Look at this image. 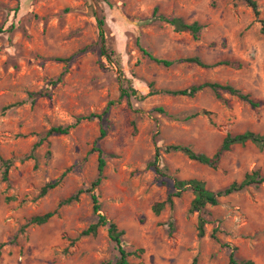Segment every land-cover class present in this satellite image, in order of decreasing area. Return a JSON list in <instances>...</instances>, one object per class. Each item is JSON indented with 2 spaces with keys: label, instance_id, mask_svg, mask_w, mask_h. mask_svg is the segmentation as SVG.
<instances>
[{
  "label": "rangeland",
  "instance_id": "rangeland-1",
  "mask_svg": "<svg viewBox=\"0 0 264 264\" xmlns=\"http://www.w3.org/2000/svg\"><path fill=\"white\" fill-rule=\"evenodd\" d=\"M256 1L264 18V0ZM159 15L197 21L198 38L175 31ZM99 17L106 45L115 52L111 61L100 54ZM142 48L175 62L157 64ZM191 56L205 64L227 60L241 66L182 61ZM120 80L142 94L205 81L228 83L257 106L224 92L217 98L209 87L193 96L157 93L140 100L131 95L109 106L101 120L46 135L51 126L67 125L77 116L101 114L110 100H118ZM101 128L105 134L98 138ZM247 130L264 132V36L242 0H0V156L13 160L7 181L0 164V264L117 259L106 225L80 235L96 221L90 192L59 204L96 177L94 145L105 159L94 190L99 213L124 231L129 262L191 264L195 257L196 264H228L227 242L236 246L238 264H264V181L208 205L210 222L202 237L198 213L188 211L190 191L173 197V205L158 214L152 210L174 190L175 177L201 179L212 190L253 170L264 177V148L251 142L232 145L215 169L180 151L163 150L182 144L211 155L227 133ZM38 140L34 158L20 161ZM157 146L159 171L150 166ZM58 178L39 196L45 183ZM52 210L46 223L23 226L30 216ZM213 229L217 239L210 235Z\"/></svg>",
  "mask_w": 264,
  "mask_h": 264
},
{
  "label": "trees",
  "instance_id": "trees-1",
  "mask_svg": "<svg viewBox=\"0 0 264 264\" xmlns=\"http://www.w3.org/2000/svg\"><path fill=\"white\" fill-rule=\"evenodd\" d=\"M253 12V15L255 17V20L260 24V33L264 36V18L260 16V9L259 5L256 0H242ZM156 8H154V11ZM158 18L160 20H164L166 23H169L173 26L175 31H188L193 38H198V34L201 29V24H199L197 21H193L191 23H187L180 19L179 17H165L163 15H159ZM97 25H98V36L99 41L101 43L100 47V54L104 56L107 60H112V54L115 53L114 50H110L106 45L105 40V33H104V18L99 17L97 18ZM144 54H146L152 61H154L157 64H161L163 66H170L172 65L175 60L173 59H167V58H161L156 57L150 54L145 49H141ZM67 60V59H63ZM182 61L187 62H193L196 63L199 66L202 67H211V66H217V65H229L235 68H239L241 66V63L236 61H227V60H221L217 61L213 64H205L201 61V59L197 56H191V57H184L182 58ZM119 73L121 71L119 70ZM61 79V75L56 78V80L53 81V83H56ZM123 79V78H122ZM126 81L127 79L124 78ZM204 87H209L215 94L217 98H221V92L228 93L231 95H234L238 97L239 99L245 100L249 102L252 106H257V103L254 102L249 94L242 92L239 88L234 87L231 84L228 83H219V82H210L205 81L196 85H191L189 87L180 88V89H152L146 93H139L136 88H134L130 83H124L123 80H120V86H119V95L118 100H110L103 110L101 114H95L90 113L87 115H80L75 118V120L67 125H55L51 126L47 131L46 135H52V134H67L71 128H74L76 125H78L83 120H89L91 118H97L99 120L102 119V116L108 111L109 106L114 105L119 101V99L126 97L129 98L131 95H134L138 99L142 100L146 97L157 94V93H165L170 95H180V96H193L196 94L197 91ZM32 95V93H30ZM159 110L162 111V108H159ZM206 110H203L202 112L205 113ZM105 134V130L101 128L99 130V136L98 138L103 137ZM246 142H251L257 145L259 148H264V132H254V131H244L240 133H227L224 138L222 139L220 145L216 148V150L211 154L207 155L204 152H197L191 149L187 145L182 144H169L163 147V150L165 152L170 151H180L183 154H185L189 159L195 160L199 163H202L204 165H207L210 168H217L219 165V162L222 158V155L224 152L228 151L232 145L234 144H245ZM41 143V140H38L33 143L31 150L28 154L22 156L19 158L20 161H25L26 159H33L34 149ZM159 150L160 148L157 146L155 148L154 158L150 163V166L154 168V170L159 171V166L157 164V161L159 159ZM91 151H97L98 157H97V175L94 178V180L90 183V186L85 189H78L77 192L73 195H70L66 197L65 199L61 200L59 204H67L70 203L73 200H76L79 193L82 192H90L91 200H92V211L96 215V221L93 223H90L86 228H84L80 235H89V234H95L97 231V228L99 226H107V235L111 239V241L114 242L116 250L118 252L117 259L112 262L109 260L102 261L99 264H134L128 261V256L130 255V252H128L122 245V235L124 234V231L122 229H118L117 225L107 220V218L99 213L100 210V203L98 201L97 195L95 194L94 190L95 188L100 184L102 178H103V169L105 165V159L103 157L102 150L98 148L97 146H93L91 148ZM13 160L12 158L4 159L0 156V164L2 166V179L4 181H7V174L8 169L11 166ZM61 178V177H60ZM49 181L45 183L39 190V196H43L49 189L54 188L58 182L59 179ZM264 181V177L260 174L259 170H253L251 172H246L242 179L239 181H233L229 185H227L224 188L212 190L206 187L205 182L198 178H188V179H179V178H173V186L174 190L168 194L165 200L159 201L153 204L152 210L155 214H158L159 211L168 204L170 207L173 205L172 198L173 197H179L182 192L184 191H190L193 195L190 203H189V212H197V235L199 237L204 236L205 234V224L210 222V213L207 211V206H215L219 203V199L223 196L229 195L231 193L237 192L242 190L244 187L252 184H259ZM55 214V210L47 211L42 214H35L30 216L25 224L23 226H27L30 224H44L48 221L50 217H52ZM23 228V227H22ZM216 229H213L211 232V237L214 239H217L216 237ZM224 246H227L230 248L229 254H228V264H238L236 258H235V251L236 246H230L229 243L225 242L223 243ZM245 264H250V261H243ZM191 264H196V258L194 257L192 259Z\"/></svg>",
  "mask_w": 264,
  "mask_h": 264
}]
</instances>
